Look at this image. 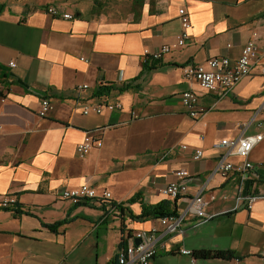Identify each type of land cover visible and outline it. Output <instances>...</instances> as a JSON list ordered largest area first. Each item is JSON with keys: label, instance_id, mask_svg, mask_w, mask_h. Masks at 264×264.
<instances>
[{"label": "crops", "instance_id": "1", "mask_svg": "<svg viewBox=\"0 0 264 264\" xmlns=\"http://www.w3.org/2000/svg\"><path fill=\"white\" fill-rule=\"evenodd\" d=\"M112 4L99 15L93 0H0V198L18 199L0 209V264H113L135 233L164 230L161 216L133 220L130 210L137 215L164 205V212L182 215L199 192L214 217L199 220L188 212L184 232L165 236L152 264H190L192 258L197 264H264V0ZM50 6L74 18L53 16ZM183 6L190 38L173 46ZM251 40L258 57L230 92L206 90L184 77L183 67L216 55L235 62ZM167 43L172 48L161 60L145 55ZM82 83L89 88L78 91ZM187 90L199 94L201 117L186 112L180 94ZM44 97L53 109L40 117ZM117 101L120 109L83 113L86 104ZM94 131L102 147L79 156L78 144ZM257 134L249 156L257 166L244 182L237 172H216L221 140ZM178 170L190 172L189 189L167 198L160 190ZM82 184L95 187L98 197L79 204L62 198L65 189ZM105 190L111 198L102 196ZM252 194L262 197L246 208ZM183 248L235 255L195 258L181 254Z\"/></svg>", "mask_w": 264, "mask_h": 264}, {"label": "built area", "instance_id": "2", "mask_svg": "<svg viewBox=\"0 0 264 264\" xmlns=\"http://www.w3.org/2000/svg\"><path fill=\"white\" fill-rule=\"evenodd\" d=\"M46 11L57 17H64L67 19L74 18V15L70 12L61 13L57 10V7L50 6L46 8ZM186 7L179 9V17L181 19L183 28L177 35L176 44L173 46H183L190 38L189 28H191V20L187 13ZM257 44L254 40L248 41L243 47L241 56L238 60L233 62L229 56H213L205 63H195L186 67H183L184 77L188 80L197 81L200 86L206 90H221L223 93H228L237 85V83L247 75L249 76L252 70L253 63L258 57ZM172 46L168 43L163 44L158 50L150 51L145 50V55L152 58L153 61H159L163 58L164 54L170 52ZM11 67H15L16 63L11 62ZM260 71L264 74V65H260ZM3 87V83L0 80V90ZM77 90L89 88L87 83H82L77 86ZM183 105L188 115L192 118L201 117L204 113V107L200 102V96L193 90H187L180 94ZM38 115L45 117L53 109V102L50 98L44 97L39 104ZM122 104L117 102H107L105 104L84 105L83 113L88 115L92 112L101 113L104 109L114 110L121 108ZM264 107V106H263ZM260 135L241 136L237 139L230 140L225 138L218 143V147L224 148V153L218 159L216 172L222 174H228L237 172L242 174V181L244 182V175L250 171H254L257 164L249 160L251 151L256 143L260 140ZM98 131L88 132L82 141L77 146L78 155L83 157L91 152L94 147H102L103 142L100 139ZM203 156L201 149H196L195 157L199 159ZM240 156L244 157L242 162L234 163L229 161V157ZM190 172L187 170H178L175 172L176 178L170 181L165 187L161 188V193L167 198H176L179 195L186 194L189 185L188 179L191 177ZM102 196L105 199L111 198L112 193L109 190L102 192ZM98 197V193L95 187L89 184H82L78 187L65 189L62 192V198L68 199L73 204H79L80 202L92 201ZM262 197L261 194H252L246 197L247 207L250 208ZM243 198L242 190L238 191L237 200L240 201ZM214 199V197H212ZM17 198L12 195H3L0 198V209H10L17 204ZM210 201L206 200L201 192L194 194L189 198V203L185 212L182 215H169L162 216L160 223L163 225L164 230L157 228L147 231H138L131 237V240L125 244L123 249L119 252L117 261L113 264H152L153 259L160 250L165 248V236L179 232L183 233L182 221H184L185 215L191 212L196 215L199 220H208L213 218L214 215L207 211ZM136 240H139L136 243ZM181 254L192 255V250L183 248L180 250ZM190 264H197L194 258L191 259ZM237 264V263H233Z\"/></svg>", "mask_w": 264, "mask_h": 264}, {"label": "trees", "instance_id": "3", "mask_svg": "<svg viewBox=\"0 0 264 264\" xmlns=\"http://www.w3.org/2000/svg\"><path fill=\"white\" fill-rule=\"evenodd\" d=\"M129 85H126L124 88L121 90L127 89ZM135 199V198H134ZM132 199V201L134 200ZM167 203V202H165ZM164 205H157V206H151V207H144L142 212L140 214H133L132 211L130 210L131 217L133 220H143L145 218H151V217H166L169 215H176L175 212L173 211H166L164 212L162 210ZM121 210L124 211V207H121ZM195 258H226V259H231L234 257L235 253L233 251H227V250H198L193 253Z\"/></svg>", "mask_w": 264, "mask_h": 264}, {"label": "rangeland", "instance_id": "4", "mask_svg": "<svg viewBox=\"0 0 264 264\" xmlns=\"http://www.w3.org/2000/svg\"><path fill=\"white\" fill-rule=\"evenodd\" d=\"M93 2H94V7L96 8L94 9L95 13L99 15H106L108 8L112 7L113 5L112 3L114 2V0H101L102 3L104 2V6H101L95 0H93Z\"/></svg>", "mask_w": 264, "mask_h": 264}, {"label": "water", "instance_id": "5", "mask_svg": "<svg viewBox=\"0 0 264 264\" xmlns=\"http://www.w3.org/2000/svg\"><path fill=\"white\" fill-rule=\"evenodd\" d=\"M249 185H250V180H247L246 181V185H245V188H244V191H243V194L246 195L248 189H249ZM139 240H136V243H138Z\"/></svg>", "mask_w": 264, "mask_h": 264}, {"label": "bare ground", "instance_id": "6", "mask_svg": "<svg viewBox=\"0 0 264 264\" xmlns=\"http://www.w3.org/2000/svg\"><path fill=\"white\" fill-rule=\"evenodd\" d=\"M193 252V251H192Z\"/></svg>", "mask_w": 264, "mask_h": 264}]
</instances>
